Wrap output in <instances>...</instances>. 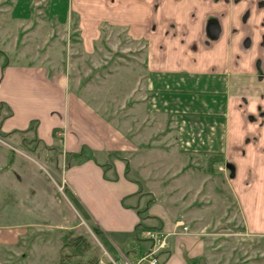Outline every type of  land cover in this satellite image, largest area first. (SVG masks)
<instances>
[{
	"label": "crops",
	"instance_id": "obj_1",
	"mask_svg": "<svg viewBox=\"0 0 264 264\" xmlns=\"http://www.w3.org/2000/svg\"><path fill=\"white\" fill-rule=\"evenodd\" d=\"M49 3L68 25L75 19L80 56L95 52L105 26L124 27L144 44L143 71L134 70L131 112L114 116L80 91L70 69L11 59L27 54L0 47V133L33 136L47 152L45 164L56 154L67 199H56L46 180L53 176L31 156L9 168L13 176L0 177V201L10 197L0 213V264H59L62 234L79 224L60 222L61 208L75 209L71 201L102 238L106 264L135 263L150 248L151 228L176 231L162 264H217L191 208L195 194L187 196L192 185L204 186L197 177L205 169L225 179L244 232L264 237V0ZM14 149L0 148L11 162ZM215 153L222 159L209 169Z\"/></svg>",
	"mask_w": 264,
	"mask_h": 264
},
{
	"label": "rangeland",
	"instance_id": "obj_2",
	"mask_svg": "<svg viewBox=\"0 0 264 264\" xmlns=\"http://www.w3.org/2000/svg\"><path fill=\"white\" fill-rule=\"evenodd\" d=\"M48 4H50L49 0H0V47L6 50L12 48L14 51L27 54V57L13 55L11 59L39 60L46 62L52 68L70 69L72 80L81 85L80 91L86 93L92 101L98 102L99 107L110 112L111 115L131 112L133 98L138 96L134 95L132 88L136 74L134 70H139L141 73L143 71V42L131 41L124 27L105 26L95 52L88 57L80 56L76 51L77 33L71 25L64 22V12H61V15H52L53 9ZM3 145H11L15 149L12 162L10 161L12 154L0 150V157H3L0 162L8 163L0 165V177L5 174L13 176L9 168L14 165L16 168L22 167L23 158L29 155L38 162V165L45 167L46 174L48 170L53 176L47 174L46 180L53 182L52 190L56 199L67 200L62 191L64 188H61L62 180L59 172H56L59 171L56 154L49 153L52 163L46 160L50 165L45 164L42 159L47 155L44 146L29 134L5 136L0 133V148ZM30 151L34 152L31 154ZM27 163H32V160L27 158ZM40 172L44 170L40 168ZM210 173L211 170L205 169L204 177L200 175L197 177L198 184L204 179V186L196 188L192 185L187 194L190 198L195 194L196 200L191 208L194 210V216L196 215L195 220L206 228L205 236L210 244L208 250L214 254L217 264H264V237L258 239L244 232L241 217L235 208L225 179L220 175L212 177ZM212 173L218 174L221 170L215 169ZM14 175L16 176L15 172ZM31 181L30 177L24 179V183L33 185ZM10 190L11 187H7L6 193L12 195ZM9 199L10 197L5 200L6 203L0 201V209H2L0 213L4 214ZM71 202L76 209H73L76 215L70 205L66 208L64 206L60 210L62 211L60 222L71 225L76 218V223L79 224L74 228V233H83L92 244L89 250L91 252H87L86 255L94 253L100 258L103 253L96 237L100 241L102 238L92 232L94 226L83 214L81 207ZM21 204L27 206L30 202L22 198ZM200 214L201 218L198 217ZM82 219L88 225H85ZM88 227L93 229L90 230ZM56 232L51 231L48 234L53 237L56 236ZM45 234L47 233L42 232L43 236ZM64 251L70 250L66 248ZM106 258L108 257H103L104 260ZM75 259L77 258L71 257V264Z\"/></svg>",
	"mask_w": 264,
	"mask_h": 264
},
{
	"label": "trees",
	"instance_id": "obj_3",
	"mask_svg": "<svg viewBox=\"0 0 264 264\" xmlns=\"http://www.w3.org/2000/svg\"><path fill=\"white\" fill-rule=\"evenodd\" d=\"M71 27L74 29V32H77V28H76V21H73L71 24ZM71 36V35H70ZM84 150L73 154L74 156H81L83 154ZM92 155L93 152H91ZM221 154H211L209 156L208 159V168L212 169V164L213 162L217 161V160H221ZM112 164V161L106 160L104 162V167L107 169L108 167H110ZM124 203H125V198H124ZM145 218V216H141V221L137 224V227H140L142 225H144L143 219ZM69 249L70 251L65 252L64 249ZM91 248V243L88 240L87 236L84 235L83 233H74V229H69L67 231H65L62 234V252H61V256H60V262L59 264H71V257L73 258H77L75 259V261L73 262V264H98V256L96 254H88L86 255V253L90 250ZM84 255L85 258H82Z\"/></svg>",
	"mask_w": 264,
	"mask_h": 264
},
{
	"label": "built area",
	"instance_id": "obj_4",
	"mask_svg": "<svg viewBox=\"0 0 264 264\" xmlns=\"http://www.w3.org/2000/svg\"><path fill=\"white\" fill-rule=\"evenodd\" d=\"M175 224L176 226L182 225L184 229H187V226L181 219H177ZM175 232L176 231H165L161 228L149 229L147 232V237L151 241L150 248L144 252L135 263L126 264H162L160 255L170 247V236ZM98 264H106V261L103 258H99ZM112 264L120 263L112 260Z\"/></svg>",
	"mask_w": 264,
	"mask_h": 264
},
{
	"label": "flooded vegetation",
	"instance_id": "obj_5",
	"mask_svg": "<svg viewBox=\"0 0 264 264\" xmlns=\"http://www.w3.org/2000/svg\"><path fill=\"white\" fill-rule=\"evenodd\" d=\"M73 21H75V19ZM220 170H222V169H220Z\"/></svg>",
	"mask_w": 264,
	"mask_h": 264
}]
</instances>
